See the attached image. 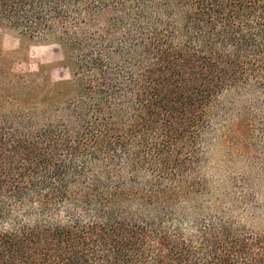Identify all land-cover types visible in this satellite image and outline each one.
Masks as SVG:
<instances>
[{"label":"trees","instance_id":"1","mask_svg":"<svg viewBox=\"0 0 264 264\" xmlns=\"http://www.w3.org/2000/svg\"><path fill=\"white\" fill-rule=\"evenodd\" d=\"M1 29L68 78L0 69V264H264L249 178L203 171L214 141L264 168V0H0Z\"/></svg>","mask_w":264,"mask_h":264},{"label":"rangeland","instance_id":"2","mask_svg":"<svg viewBox=\"0 0 264 264\" xmlns=\"http://www.w3.org/2000/svg\"><path fill=\"white\" fill-rule=\"evenodd\" d=\"M0 62L2 71L11 75H28V80H33V84L37 83L34 74L42 71L49 81L68 78V70L62 66L63 56L58 46L29 40L9 29L0 30ZM0 99L1 106L4 98ZM236 154L235 150L233 156ZM203 171L214 186L238 185L241 175L249 178L248 184L254 189L255 196L249 209L242 211L241 220L248 228L264 232V168L234 160L226 146L214 141L205 149Z\"/></svg>","mask_w":264,"mask_h":264}]
</instances>
